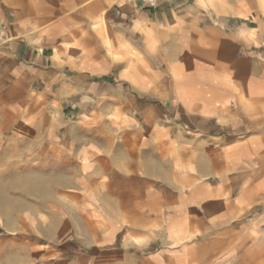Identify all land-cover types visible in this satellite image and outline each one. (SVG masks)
Segmentation results:
<instances>
[{"label":"crops","instance_id":"obj_1","mask_svg":"<svg viewBox=\"0 0 264 264\" xmlns=\"http://www.w3.org/2000/svg\"><path fill=\"white\" fill-rule=\"evenodd\" d=\"M16 203L8 264H264V0H0Z\"/></svg>","mask_w":264,"mask_h":264},{"label":"rangeland","instance_id":"obj_2","mask_svg":"<svg viewBox=\"0 0 264 264\" xmlns=\"http://www.w3.org/2000/svg\"><path fill=\"white\" fill-rule=\"evenodd\" d=\"M23 207L19 203L0 204V264L29 257L34 240L38 241V237L25 236V223L19 218Z\"/></svg>","mask_w":264,"mask_h":264},{"label":"built area","instance_id":"obj_3","mask_svg":"<svg viewBox=\"0 0 264 264\" xmlns=\"http://www.w3.org/2000/svg\"><path fill=\"white\" fill-rule=\"evenodd\" d=\"M143 4H145L147 7H155L159 0H139Z\"/></svg>","mask_w":264,"mask_h":264}]
</instances>
